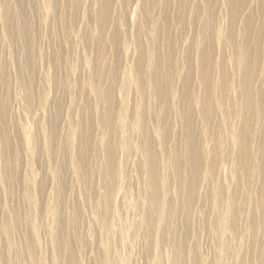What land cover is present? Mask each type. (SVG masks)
Wrapping results in <instances>:
<instances>
[{"label": "rangeland", "instance_id": "rangeland-1", "mask_svg": "<svg viewBox=\"0 0 264 264\" xmlns=\"http://www.w3.org/2000/svg\"><path fill=\"white\" fill-rule=\"evenodd\" d=\"M0 264H264V0H0Z\"/></svg>", "mask_w": 264, "mask_h": 264}, {"label": "bare ground", "instance_id": "bare-ground-1", "mask_svg": "<svg viewBox=\"0 0 264 264\" xmlns=\"http://www.w3.org/2000/svg\"><path fill=\"white\" fill-rule=\"evenodd\" d=\"M156 187H157V185H156L155 183H150V184H149V189H150V190H154V189H156ZM152 200H153V199H148V200H146V204H147V206H149V205L151 204ZM164 205H165V202H162V203H161V207H164Z\"/></svg>", "mask_w": 264, "mask_h": 264}]
</instances>
